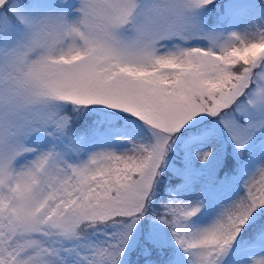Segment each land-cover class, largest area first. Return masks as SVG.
Listing matches in <instances>:
<instances>
[{
  "label": "snow or ice",
  "instance_id": "obj_1",
  "mask_svg": "<svg viewBox=\"0 0 264 264\" xmlns=\"http://www.w3.org/2000/svg\"><path fill=\"white\" fill-rule=\"evenodd\" d=\"M0 264H264V0H0Z\"/></svg>",
  "mask_w": 264,
  "mask_h": 264
}]
</instances>
